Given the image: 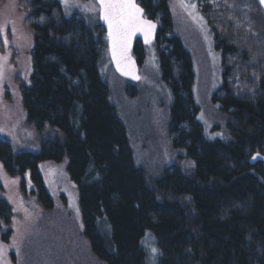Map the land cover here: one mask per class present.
Here are the masks:
<instances>
[{
  "label": "trees",
  "instance_id": "obj_1",
  "mask_svg": "<svg viewBox=\"0 0 264 264\" xmlns=\"http://www.w3.org/2000/svg\"><path fill=\"white\" fill-rule=\"evenodd\" d=\"M139 1L158 23L160 80L171 90L156 136L140 143L100 75V23L60 0H22L29 65L0 84V264H148L147 233L157 264H264V10L257 0H198L223 68L212 100L224 139L209 140L169 0ZM135 87L127 82L126 97ZM153 139L163 153L145 150Z\"/></svg>",
  "mask_w": 264,
  "mask_h": 264
},
{
  "label": "rangeland",
  "instance_id": "obj_2",
  "mask_svg": "<svg viewBox=\"0 0 264 264\" xmlns=\"http://www.w3.org/2000/svg\"><path fill=\"white\" fill-rule=\"evenodd\" d=\"M91 1L93 3L89 0H60L65 13L80 10L96 23L99 22L98 8L96 3ZM186 2L197 5L196 13L203 18L202 21L194 20L185 9L180 7L179 0H169L168 16L173 29L181 38L182 46L190 52L192 57V97L198 107L197 119L200 120L209 140L224 139V134L220 130V125H224V120L220 116L221 111H219L220 102L212 100L213 95H217L222 85L223 68L220 52L214 48L213 35L200 13L198 0H186ZM25 15L22 0H0V37L4 45V49H0V84L2 86L9 83L10 78L12 80L18 73L25 72L29 65V46L33 34L31 29L24 25ZM5 38L8 41L7 46L4 43ZM157 52L155 44L145 48L143 62L138 72L139 78L132 82L138 89V94L133 99L126 97L127 94L123 89L128 81L113 69L107 48L102 53L100 75L111 89V100L118 107L121 118L130 125L131 133L139 143L144 137L152 139L156 136L152 127L156 122L159 123L158 120H162V114L171 102V90L160 80ZM155 140L157 141L156 138ZM155 140H151V144L145 150L148 152L151 150V153L155 152L159 155L160 151L163 153L162 149L151 148ZM150 157L153 165L155 158L153 155ZM59 183L63 185L70 205L75 209L74 193L71 188L62 180ZM147 234L142 240L147 261L148 264H157L160 256L159 248L155 238L150 233ZM153 247L158 250L155 256L150 251Z\"/></svg>",
  "mask_w": 264,
  "mask_h": 264
},
{
  "label": "snow or ice",
  "instance_id": "obj_3",
  "mask_svg": "<svg viewBox=\"0 0 264 264\" xmlns=\"http://www.w3.org/2000/svg\"><path fill=\"white\" fill-rule=\"evenodd\" d=\"M264 4V0H260ZM101 11V18L108 26V40L110 43V52L113 61L116 63L117 71L122 75H132V69L129 67L130 58L127 57V49L131 36L140 31L144 35L145 43H148L156 25L142 18V9H140L134 0H98ZM180 7L185 9L194 20L202 21V17L196 13L197 5L181 0ZM7 46V39H4ZM138 79V76H134ZM255 159V157H253ZM151 253L155 256L158 250L153 247Z\"/></svg>",
  "mask_w": 264,
  "mask_h": 264
},
{
  "label": "water",
  "instance_id": "obj_4",
  "mask_svg": "<svg viewBox=\"0 0 264 264\" xmlns=\"http://www.w3.org/2000/svg\"><path fill=\"white\" fill-rule=\"evenodd\" d=\"M95 1H96V3L98 4L99 22H100L101 26L103 27L104 32H105V35H106V38H107V50H108V53L110 54V58H112V55H111V52H110V43H109V40H108V26H107V24L105 23V21L101 18V11H100V5H99V3H98V0H95ZM134 2L136 3V5H137L140 9H142V7L136 2V0H134ZM257 3H258L259 6L262 8V10H264V4H262V3L260 2V0H257ZM142 18H143V19H146V18L143 17V9H142ZM146 20H149V21L153 22V20H150V19H146ZM153 23L156 25L155 22H153ZM157 29H158V28H157V25H156V27H155V28L153 29V31H152V35H151L150 40H149L148 43H145L144 35H143V33L140 32V31L135 32V33L131 36L126 55H127V57L130 58V60H129V66L131 67V69H132V73H133V74H135V59L131 56V50H132V47H133V45H134V42H135L136 40H139L140 43L143 44V45H149V44L153 43V42L155 41V39H156ZM114 63H115V62H114ZM114 69L116 70V72H118L116 66H114ZM118 73H119V72H118Z\"/></svg>",
  "mask_w": 264,
  "mask_h": 264
},
{
  "label": "flooded vegetation",
  "instance_id": "obj_5",
  "mask_svg": "<svg viewBox=\"0 0 264 264\" xmlns=\"http://www.w3.org/2000/svg\"><path fill=\"white\" fill-rule=\"evenodd\" d=\"M93 1H95V0H93ZM179 1L181 2V0H179ZM136 2L140 5V1H139V0H136ZM95 3H96V1H95ZM97 5H98V4H97ZM140 6H141V5H140ZM141 7H142V6H141ZM142 9H143V17L146 18V19L153 20V22H155L156 25H157V22H156L153 18H149V17L145 14V11H144V8H143V7H142ZM168 10H170V6L168 7ZM155 43H156V42H153L152 44L154 45ZM152 44H149V45H143V44L140 43L139 40H136V41L134 42V45H133L132 50H131V56L135 59V74L132 73V75H122L120 71H118L119 73H118V72H117V73H118L120 76H122V77H124L125 79H127V81H128L129 83H131V84H132V82L136 81L137 79H134V78H133V75L139 77L138 72H139V68L141 67V64L138 62V57H139V56L136 55L135 47H136V46H139L140 49H141L140 51L144 54V53H145V48H146L147 46L152 45ZM108 57H109V60H110V63H111V65H112V67L114 68V66H116V63H114L113 59L110 58V54H109V53H108ZM129 67H130V66H129ZM130 68H131V67H130Z\"/></svg>",
  "mask_w": 264,
  "mask_h": 264
}]
</instances>
